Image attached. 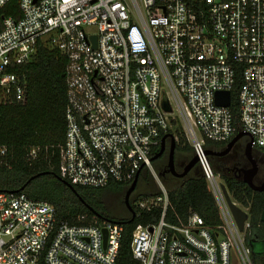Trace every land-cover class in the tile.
Listing matches in <instances>:
<instances>
[{
  "label": "built area",
  "instance_id": "built-area-1",
  "mask_svg": "<svg viewBox=\"0 0 264 264\" xmlns=\"http://www.w3.org/2000/svg\"><path fill=\"white\" fill-rule=\"evenodd\" d=\"M11 1L0 0V106L26 103L22 70L40 44L67 57L61 178L90 188L132 183L153 170L152 154L173 121L183 125L222 224L211 229L198 213L168 221L160 183V195L134 203L136 216L161 208L158 222L132 233L138 264H254L245 238L250 218L240 232L206 141L227 145L245 132L253 150L264 151V0H19L20 15H5ZM237 65L241 131L231 104L216 103L218 92L232 98ZM6 157L0 146V165ZM124 231L110 218L58 222L50 203L0 192V264H117Z\"/></svg>",
  "mask_w": 264,
  "mask_h": 264
},
{
  "label": "trees",
  "instance_id": "trees-1",
  "mask_svg": "<svg viewBox=\"0 0 264 264\" xmlns=\"http://www.w3.org/2000/svg\"><path fill=\"white\" fill-rule=\"evenodd\" d=\"M18 1L12 0L4 7L3 13L19 16ZM66 65L65 55L40 44L33 61L22 70L27 80L26 103L0 106V146L7 148L6 164L0 165V192L25 193L30 198L50 203L55 208L58 222L89 225L95 220L110 218L100 209L103 192L107 189L120 193L127 192L131 183H110L104 188H90L69 181L76 190L74 193L61 181L58 145L64 142L66 131ZM241 86L242 66L237 65L230 109L234 114L238 131H241V127L237 98ZM170 134L178 139L177 151L192 150L178 121H173ZM225 146L226 144L206 141L207 150L221 151ZM37 147L40 148L37 157L30 158L29 152ZM244 147L243 143L237 142L233 150H241L244 155ZM159 149L160 147L154 151L152 157ZM256 153L259 154L260 161L256 160L260 164L263 158L260 152ZM209 160L213 168L217 164L218 171H214L224 180L232 199L248 210L250 226L245 234L246 244L251 250L254 264H264V222L261 220L264 212V192L254 191L242 180L225 176L220 168L224 163L222 157L209 156ZM161 175L164 173L161 172ZM34 176L36 178L31 180ZM261 179L259 176L256 177L255 183L258 184ZM160 193L158 190L155 193L138 195L131 200L134 211L139 212L134 206L138 200L158 196ZM168 196L170 202L166 214L168 221L175 223L178 219L186 221L191 213H198L205 225L211 229L222 224L219 206L208 187L202 169L195 175L180 179L179 184L168 190ZM160 217L161 208H157L143 210L132 222H129L131 216L122 219L110 218L122 222L125 227L117 264H138L130 248L132 233L138 225L156 223Z\"/></svg>",
  "mask_w": 264,
  "mask_h": 264
},
{
  "label": "water",
  "instance_id": "water-1",
  "mask_svg": "<svg viewBox=\"0 0 264 264\" xmlns=\"http://www.w3.org/2000/svg\"><path fill=\"white\" fill-rule=\"evenodd\" d=\"M95 39V38H94ZM216 103L218 105L222 106H230L231 104V94L230 92H218L216 94ZM163 108L165 109L166 112H171V108L168 104V101L166 97L164 96L163 99ZM248 134L245 132H239L235 137L227 143L225 148L222 151H215V150H207L206 154L208 156H224L227 153H229L232 148L236 145L237 142H239L242 139H247ZM170 141V148H169V155H168V163H167V168L166 172L170 173L172 176L175 178L183 179L188 176V174L191 172V170L194 168V166L198 163V158L194 157L193 159L190 160V162L183 168L181 172L177 171L176 169V162H175V148H176V138L174 135L169 134L165 135L162 140H161V145L160 149L157 152L154 157L151 158V161L156 160L160 158L166 151V146L167 142ZM244 155L248 162L251 164V167L249 169H239L240 172L244 173V176L242 177V180L245 184H247L252 190L257 191V192H264V181L261 184H256L255 183V177L257 176L259 172V164L257 160L255 159L253 155V141L252 138L250 140L247 139L244 147ZM140 171L136 175L135 179L131 183L129 189L126 192L125 195V205L128 209V211L131 213V219L129 222L134 221L136 214L135 211L131 205L130 197L131 194L135 191L136 186L138 184V179H139ZM36 178V176L32 177L31 180ZM30 180V181H31ZM29 181V182H30ZM61 181L67 185L74 193H76V190L72 186L70 182L67 180L61 178ZM24 188V187H23ZM224 197L226 199V202L230 208V211L234 217V220L236 221V224L240 230V232L245 231V224L249 220L250 215L248 212L244 211L231 197L226 185L223 183L221 185ZM261 220L264 222V212L261 215ZM105 237H104V244L106 243V231H104Z\"/></svg>",
  "mask_w": 264,
  "mask_h": 264
},
{
  "label": "rangeland",
  "instance_id": "rangeland-1",
  "mask_svg": "<svg viewBox=\"0 0 264 264\" xmlns=\"http://www.w3.org/2000/svg\"><path fill=\"white\" fill-rule=\"evenodd\" d=\"M181 126L183 127L181 121H178ZM184 129V128H183ZM186 142L192 147V150L189 152H183V151H177L175 148V162H176V169L177 170H183V168L190 162L191 159L195 157L194 149L190 141L188 140L186 134ZM243 140V139H242ZM178 144V139L176 138V147ZM169 148H170V141L167 142L166 146V157L159 160L158 162H152V168L153 170H147L143 169L141 172V176L138 180V184L136 186L135 191L131 194L130 201L136 198L138 195L144 194V193H155L156 191L161 189V184L162 186L166 189L169 190L173 186L177 185L180 183L179 178H174L172 175L170 176L169 173L164 174L163 176L161 175V172H163L164 168H167V163H168V155H169ZM254 151L260 152L262 155H264V151L255 147ZM255 159L259 160V154L256 152H253ZM210 162V160H209ZM259 163V162H258ZM199 167H198V166ZM211 167L213 166L212 163L210 162ZM264 167V166H263ZM213 168V167H212ZM201 170L200 165L197 163L194 168L191 170V172L188 174V176L195 175ZM213 170L218 171L217 164L214 166ZM215 172V171H214ZM220 184H225L224 180L221 178L220 174L215 173ZM187 176V177H188ZM186 177V178H187ZM264 177V171L260 175V178L263 179ZM218 182V183H219ZM126 192H117V191H112V190H105L103 192V199L101 201V206L100 209L101 211L104 212L105 216H108L110 218H128L131 216V213L128 211L124 199H125ZM241 207V206H240ZM242 209L248 211L247 209L241 207Z\"/></svg>",
  "mask_w": 264,
  "mask_h": 264
},
{
  "label": "flooded vegetation",
  "instance_id": "flooded-vegetation-1",
  "mask_svg": "<svg viewBox=\"0 0 264 264\" xmlns=\"http://www.w3.org/2000/svg\"><path fill=\"white\" fill-rule=\"evenodd\" d=\"M247 139H243L240 140L239 142L243 143L245 145ZM234 147L232 148V150L227 153L224 156H220L224 159V163L223 165L220 166L222 173L225 176L228 177H234L238 180H242V177L244 176L243 172H240L239 169H249L251 167V164L248 162V160L245 158L244 159V155H242V151H237V150H233ZM222 151V150H221ZM253 152H256L253 150ZM166 151L165 153L158 159H163L166 157ZM261 157L264 159V155L260 154ZM261 160V163L259 164V172L257 174L256 177H260V175L262 174V172L264 171V160ZM163 173L167 174L168 172H166V168L163 169ZM170 174V173H169ZM255 177V179H256ZM261 179V178H260ZM243 181V180H242ZM264 181V179H261V182H259L258 184H261Z\"/></svg>",
  "mask_w": 264,
  "mask_h": 264
}]
</instances>
